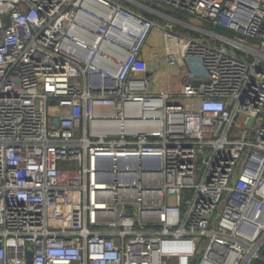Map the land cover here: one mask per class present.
<instances>
[{
    "label": "built area",
    "instance_id": "obj_1",
    "mask_svg": "<svg viewBox=\"0 0 264 264\" xmlns=\"http://www.w3.org/2000/svg\"><path fill=\"white\" fill-rule=\"evenodd\" d=\"M262 262L264 0H0V264Z\"/></svg>",
    "mask_w": 264,
    "mask_h": 264
},
{
    "label": "crops",
    "instance_id": "obj_2",
    "mask_svg": "<svg viewBox=\"0 0 264 264\" xmlns=\"http://www.w3.org/2000/svg\"><path fill=\"white\" fill-rule=\"evenodd\" d=\"M160 41H161V47L159 46ZM162 54H163V50H162L161 36L159 33L155 32L150 37V39H149L148 43L146 44L144 51H143V58L145 59V61L149 65V73L147 75L151 76V78H153L154 83H155L154 79L156 80V78L165 76L166 72L164 73V71L171 70L170 66L167 67L168 65H166L167 63H166L164 57H162ZM155 55H156V57H155ZM169 73H171V71ZM192 75L193 74L191 73V75L189 77L200 78V80L194 81V82H200V81H204L206 79V75H204L203 73H200L197 76L196 75L192 76ZM169 76L170 77H168V76L166 77L167 79H169V84L166 87H164L163 90H166L167 92H169L171 94L179 93L182 89L184 82H182V84H181V82L180 83L179 82L175 83L174 81L171 82V75L169 74ZM188 82H191V81H189V79H188ZM261 264H264V262H262Z\"/></svg>",
    "mask_w": 264,
    "mask_h": 264
},
{
    "label": "rangeland",
    "instance_id": "obj_3",
    "mask_svg": "<svg viewBox=\"0 0 264 264\" xmlns=\"http://www.w3.org/2000/svg\"><path fill=\"white\" fill-rule=\"evenodd\" d=\"M188 20L192 24L195 23L191 18H188ZM195 24H197V23H195ZM199 26H203L202 23H199ZM213 32L217 33V34H223L219 30H213ZM159 46L161 47V41H160ZM162 57H164L163 54H162ZM167 67H169V66H167ZM170 71H171V73H169ZM165 72H166V74L164 77L156 78V80L154 79L155 83L153 82V78H152L151 90L154 93L161 94V93L167 92L166 90H163V89H164V87H166L169 84V79L166 78L167 76L170 77L169 74L171 75V82H173V81L175 83L181 82V84H182V82H184L183 85L188 82V79L191 78V77H189L191 75V73L194 76L195 75L197 76L200 73H203L204 75H206V71L203 67L202 59L200 57H197V56L186 57L183 60V64L181 66L171 67V70H166V71H164V73ZM175 103H179V101H176Z\"/></svg>",
    "mask_w": 264,
    "mask_h": 264
},
{
    "label": "water",
    "instance_id": "obj_4",
    "mask_svg": "<svg viewBox=\"0 0 264 264\" xmlns=\"http://www.w3.org/2000/svg\"><path fill=\"white\" fill-rule=\"evenodd\" d=\"M198 80H200V78H198V77H194V78L189 79V81H191V82L198 81ZM55 124H56V121H55Z\"/></svg>",
    "mask_w": 264,
    "mask_h": 264
}]
</instances>
